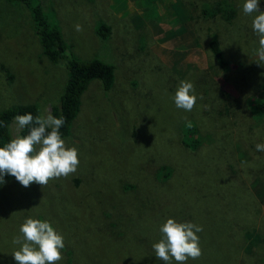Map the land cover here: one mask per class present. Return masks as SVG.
<instances>
[{
	"label": "rangeland",
	"instance_id": "374dc122",
	"mask_svg": "<svg viewBox=\"0 0 264 264\" xmlns=\"http://www.w3.org/2000/svg\"><path fill=\"white\" fill-rule=\"evenodd\" d=\"M39 1L62 34L66 56L110 63L114 80L109 89L90 81L62 136L78 149L75 173L44 187H24L16 178L0 184V264H18L12 253L21 245L13 240L22 239L19 228L29 217L64 237L56 264H164L147 250L162 239L168 218L202 226V255L186 264H264V151L256 149L264 144V110L250 106L264 102V64L252 29L257 13L243 14L245 0ZM175 4L191 17L187 31L173 20ZM217 4L233 17L203 16V8ZM259 6L264 11V0ZM101 22L107 38L95 31ZM211 35L227 70L208 49ZM67 77L62 59L42 52L28 9L0 0V110L34 104L47 114ZM182 80L198 97L191 111L173 99ZM222 108L226 115H218ZM185 123L198 129L197 147L184 145ZM19 131L14 119L13 138ZM175 198L176 210L164 205Z\"/></svg>",
	"mask_w": 264,
	"mask_h": 264
},
{
	"label": "clouds",
	"instance_id": "9594fccd",
	"mask_svg": "<svg viewBox=\"0 0 264 264\" xmlns=\"http://www.w3.org/2000/svg\"><path fill=\"white\" fill-rule=\"evenodd\" d=\"M242 10L245 16L257 13L252 29L259 43L257 62L264 64V11L260 10L259 0H245ZM75 27L77 31L82 30L80 25ZM197 98L193 83L180 81L173 97L176 107L191 111ZM14 119L18 129L30 126V132L17 135L0 147V184L5 183V175H11L24 187L34 182L44 187L50 179L66 178L77 171L78 149L67 146L59 131L65 123L63 116L57 118L48 112L34 117L27 113ZM256 149L264 151V144L258 143ZM202 230L198 224L168 218L160 226L162 239L152 245L155 257L164 264H173V260L186 264L189 258L198 259L202 249L197 233ZM19 231L22 239L16 237L13 243L21 247L12 253L18 264H56L62 260L64 237L48 221L26 218Z\"/></svg>",
	"mask_w": 264,
	"mask_h": 264
},
{
	"label": "trees",
	"instance_id": "16d2710c",
	"mask_svg": "<svg viewBox=\"0 0 264 264\" xmlns=\"http://www.w3.org/2000/svg\"><path fill=\"white\" fill-rule=\"evenodd\" d=\"M13 2H18L19 4L25 6L30 15L31 24L33 29L38 36L42 52L49 57L51 61L57 62L62 59L64 62V66L68 71V77L64 85L63 92L59 96V99L56 103H53L50 107V113L55 117L59 118L61 116L64 117L65 123L60 128L61 135L67 134L72 124L73 119L76 117L77 112L80 106V98L82 96L83 91L87 88L88 84L93 79H98L104 89H109L114 80V67L112 64L104 62L98 58H92L89 60H80L72 56H66V45L63 41L62 34L57 26H52L48 23V15L45 13L44 9L41 6L39 0H8ZM174 21L180 18L181 21L179 23L181 31L189 30L188 21L191 19L189 17L183 7L179 4H175L171 6ZM202 14L207 18H215L218 15H222L225 19H229L233 17V10H229V7L222 5H215L209 8H203ZM96 33L101 38H107L110 35V30L108 26L104 23H99L96 26ZM190 38L189 36H187ZM208 49L211 55L214 57L217 65L223 69L227 70L229 68L228 60L225 57L224 51L218 41V39L214 36H210V39L206 42ZM185 45L191 46V40H186L184 42ZM198 41L195 37L194 39V47L197 49ZM9 80L13 79L12 74L9 76ZM264 86V85H263ZM229 103V102H228ZM251 110L258 114L264 110V102L258 101V99H254L250 102ZM31 113L34 117L40 115V111L34 104H15L11 107L0 110V147L4 146L8 142L13 139V136L10 132V126L13 122L14 118L17 115H23ZM226 108H222L218 111V115H226ZM184 132L182 135V139L184 140V145L189 146L190 144L194 147L198 146L199 134L197 135L198 129L194 128V126H189L188 123L183 125ZM50 131V130H49ZM30 132V126H26L23 129H20L19 135H27ZM193 135L194 137H192ZM186 139L189 140V143L186 142ZM9 178H15L11 175H5L4 181ZM203 187V186H200ZM200 194L195 195V199L197 200L200 197ZM198 196V197H197ZM179 200L175 199H167L166 204L170 209L176 210V207H179ZM159 202V201H158ZM221 204L223 201L220 202ZM156 204V203H155ZM173 207V208H172ZM164 208V206H163ZM157 212V211H156ZM165 214V211H162V215ZM156 218V217H155ZM111 227L114 224H110ZM100 234L107 233L108 231L99 232ZM120 237V236H119ZM246 238H251V236H246ZM254 239H257L254 237ZM157 241V240H156ZM244 241V240H243ZM242 242V240H241ZM147 253H155L152 247H148ZM152 259V258H151Z\"/></svg>",
	"mask_w": 264,
	"mask_h": 264
}]
</instances>
